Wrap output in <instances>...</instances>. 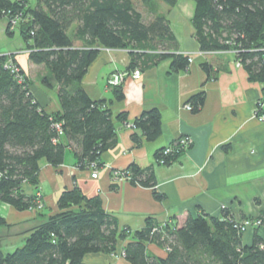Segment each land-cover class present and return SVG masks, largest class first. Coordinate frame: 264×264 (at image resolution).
I'll return each mask as SVG.
<instances>
[{
	"label": "trees",
	"instance_id": "16d2710c",
	"mask_svg": "<svg viewBox=\"0 0 264 264\" xmlns=\"http://www.w3.org/2000/svg\"><path fill=\"white\" fill-rule=\"evenodd\" d=\"M139 1L150 7L149 16L134 0H38L35 6L29 0H0V19L19 15L27 55L46 67L42 82L48 88L58 87L61 106L57 112L45 110L16 54L11 56L21 68L19 76L4 68L9 57L0 56V170L4 172L0 200L18 210L33 208L38 196L27 195L22 186L25 182L38 186L42 159L59 167L70 147L78 164L87 167L99 163L114 143L117 129L108 99H93L82 86L99 48H130V68L152 50L155 63L171 58L173 71L189 67L191 55L179 49L169 17L154 7V0ZM193 1L192 25L201 51L233 52L249 78L264 84V0ZM168 2L174 5L176 0ZM201 66L210 76L215 73L210 62ZM112 88L115 99L123 100L122 85ZM205 97L206 92L200 91L189 99L193 111L205 104ZM256 111L264 114V105L257 103ZM118 117L127 121L125 113ZM133 123L131 139L137 146L142 142L140 130L148 141L162 134V116L156 107L143 111ZM162 151L156 153L157 160L163 158L166 164L183 152L164 156ZM128 170L133 183L153 188L159 200L165 197L156 189L153 168L132 163ZM58 198L60 210L31 229L23 246L12 252L0 249V264H86L87 254H112L121 241H126L122 250L131 264H264V213L257 216L262 225L254 230L252 241L244 243L245 231L237 227L240 219L227 208L220 217L201 211L181 225L169 221L156 232L161 222L148 219L144 228L132 231L121 228L118 219L105 211L100 196H87L78 186L64 189ZM1 223H5L2 217ZM150 242L165 248L166 256L151 255Z\"/></svg>",
	"mask_w": 264,
	"mask_h": 264
},
{
	"label": "crops",
	"instance_id": "0c3cea01",
	"mask_svg": "<svg viewBox=\"0 0 264 264\" xmlns=\"http://www.w3.org/2000/svg\"><path fill=\"white\" fill-rule=\"evenodd\" d=\"M194 9L193 0H182L167 15L179 49L193 54L185 70L173 71L171 58L155 63L153 50L130 68V48H99L82 86L93 99H108L117 129L114 143L99 158V175L94 178L90 166L81 167L70 147L59 167L42 159L38 186L25 182L22 187L27 195H37L43 207L18 210L2 201L0 218L5 223L0 224L1 250L6 239L19 238L22 243L31 229L60 210L61 192L77 186L87 196H100L105 211L118 219L121 228L132 231L144 228L148 219L181 225L190 214L198 215L201 211L220 217L223 208H227L236 219L264 213V121L257 118L256 111L264 84L250 79L231 51L199 53L192 25ZM17 59L29 78L30 89L45 110L60 111L58 87L48 88L42 82V76L48 73L46 67L33 63L29 56L24 61L26 66L18 56ZM204 61L212 64V76L203 70ZM38 66L43 72L35 76L26 70ZM137 68L141 75L127 76L122 85L125 97L116 100L108 79L117 70ZM34 79L38 89L33 85ZM200 91L206 92L205 104L197 111L188 109L189 99ZM155 107L162 116V134L157 140L148 141L140 130L142 142L137 146L131 139L134 128L128 125L143 111ZM121 113L127 115V121L117 118ZM185 135L193 138V144L175 162L160 164L156 153ZM132 163L154 169L156 189L165 196L162 200L156 198L153 188L126 179L114 181L112 171L128 169ZM252 239L253 233L247 232L243 242L250 243ZM125 243L119 242L112 254H87L84 262L131 264L123 256ZM147 249L151 255L166 256V249L157 243L150 242Z\"/></svg>",
	"mask_w": 264,
	"mask_h": 264
},
{
	"label": "built area",
	"instance_id": "2783aa9c",
	"mask_svg": "<svg viewBox=\"0 0 264 264\" xmlns=\"http://www.w3.org/2000/svg\"><path fill=\"white\" fill-rule=\"evenodd\" d=\"M19 15H17L16 17H14L15 20H17L19 17ZM13 19V20H14ZM185 52V51H183ZM189 55H191V57L189 58L190 59V62H192V53H189V52H185ZM201 55H207V54H211V53H214V52H209V51H200L199 52ZM6 53L4 54H1L0 53V56H4ZM12 53H8L6 54L9 59L7 60V62L5 63L4 65V68H7V69H10V71L14 74H17V76H19L20 74V71H21V68L18 67L17 64L14 63V60H13V57L11 56ZM237 64L238 65H241V63L239 61H237ZM21 75V74H20ZM129 75H132L134 78H138L141 73H140V70L137 68L133 71H129V70H117L115 71V73L112 74V76L108 79V85H110L111 87H116V86H121L123 85V82L125 81V79L127 78V76ZM23 78H21L22 80ZM258 105H264V102H262L261 98L259 99L258 101ZM186 107L190 110L193 109V105L191 103H187L186 104ZM257 118L261 121L263 120L264 121V114H261V115H257ZM128 126H130L131 128H134V123H131L129 124ZM193 144V138L188 136V135H185L184 137H180L176 140H174L173 143L163 147V151H162V155L166 156V155H171V154H174V153H177V152H182V151H185V149H188L191 145ZM159 163L160 164H166L165 160L163 158L159 159ZM99 163H96V162H92L90 164V169H92V176L94 178H97L98 177V171H99ZM113 173V179L114 181H119L120 180H129L131 181V178H132V172H130L128 169H125V170H114L112 171ZM4 176V172L2 170H0V181L2 179V177ZM43 207V204H42V201L39 199L38 200V203L36 206H33V208H30V209H41ZM262 224L261 222V219L259 218H255V219H250V218H244V220H240L237 224V227L239 228L240 231H245L248 227H257V226H260ZM165 223H161L159 225H157L155 228H154V232L158 231V230H161L162 228L165 227ZM123 256H124V252H123Z\"/></svg>",
	"mask_w": 264,
	"mask_h": 264
},
{
	"label": "rangeland",
	"instance_id": "374dc122",
	"mask_svg": "<svg viewBox=\"0 0 264 264\" xmlns=\"http://www.w3.org/2000/svg\"><path fill=\"white\" fill-rule=\"evenodd\" d=\"M37 1L38 0H29L30 4L33 6H35V4H37ZM134 1H135L136 6L145 14V17L150 15L149 12L151 9L149 6H144L139 0H134ZM180 1H182V0H176L175 4L171 5L168 2V0H167V2L164 0H154V7L156 9L158 8L159 12H161L165 15H168V12L173 7H175L178 4V2H180ZM4 24H6L5 28H4ZM20 24L21 23H19L18 20H15V19L13 20V18L11 19L10 17H8V18L3 17L2 19H0V53L1 54H4V53L16 54V56H18V58L23 63V65L26 66V63L24 61L27 59L28 56L26 55L27 50H26L25 40H24L22 34L20 33ZM9 32H12V34H9ZM81 43H79V44H81ZM213 54L211 53V54H207V55H213ZM26 70H29L31 72V74H33L32 76H35L37 72L38 73L43 72V69L40 66L31 68V69H29V67H28V69L26 68ZM33 85L35 88L38 89L39 85L35 79H34ZM109 87H111V86L109 85ZM0 205H2V200H0ZM256 217H257V215L254 216V218H256ZM244 218H246V217H243L242 220H244ZM168 222L169 221H166L163 223L167 224ZM260 226H257V227H260ZM257 227L256 226L255 227H253V226L248 227L244 233H247V232L250 233L251 232V233H253V236H254V230ZM15 239H16V241H12V239H6L4 241L5 244L3 246V250L7 251V252H12L17 247H21L24 245L25 240L21 243L20 240H18L19 238H15ZM15 239H13V240H15Z\"/></svg>",
	"mask_w": 264,
	"mask_h": 264
}]
</instances>
